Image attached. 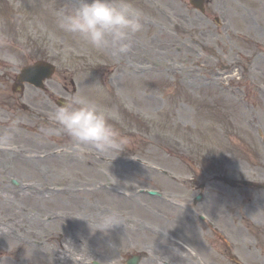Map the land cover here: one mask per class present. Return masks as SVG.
<instances>
[{"label": "rangeland", "instance_id": "1", "mask_svg": "<svg viewBox=\"0 0 264 264\" xmlns=\"http://www.w3.org/2000/svg\"><path fill=\"white\" fill-rule=\"evenodd\" d=\"M77 2L0 0V116L21 121L0 146V264H264V189L241 183L264 184V0H130L143 30L120 56L58 27ZM39 59L46 88L14 92ZM77 92L117 114L115 159L41 131Z\"/></svg>", "mask_w": 264, "mask_h": 264}, {"label": "clouds", "instance_id": "2", "mask_svg": "<svg viewBox=\"0 0 264 264\" xmlns=\"http://www.w3.org/2000/svg\"><path fill=\"white\" fill-rule=\"evenodd\" d=\"M142 14L133 8L130 0H78L72 9L58 12V27L65 33L82 39L96 50L111 49L113 55L127 54L130 38L142 32ZM7 62L15 67L16 59L8 56ZM117 114L105 109L88 96L77 92L49 115L53 127L42 128L45 136L66 135L78 150L91 149L95 153L113 159L125 151L127 140L110 121ZM21 121L7 118V128L0 134V146L15 148V135ZM127 193H125L126 195ZM121 224L115 213L103 215L92 230L107 232Z\"/></svg>", "mask_w": 264, "mask_h": 264}, {"label": "water", "instance_id": "3", "mask_svg": "<svg viewBox=\"0 0 264 264\" xmlns=\"http://www.w3.org/2000/svg\"><path fill=\"white\" fill-rule=\"evenodd\" d=\"M192 2L197 4V2L202 3L203 0H192ZM53 71L54 67L51 64L47 62H37L32 66L29 65L28 67L23 68L19 78L21 81H28L37 86H41L43 80L48 78Z\"/></svg>", "mask_w": 264, "mask_h": 264}, {"label": "bare ground", "instance_id": "4", "mask_svg": "<svg viewBox=\"0 0 264 264\" xmlns=\"http://www.w3.org/2000/svg\"><path fill=\"white\" fill-rule=\"evenodd\" d=\"M26 107V106H25ZM13 231H11L10 233H11V235L14 233H12ZM18 234H19V232H17V234H16V231H15V234H13L14 236H18Z\"/></svg>", "mask_w": 264, "mask_h": 264}, {"label": "flooded vegetation", "instance_id": "5", "mask_svg": "<svg viewBox=\"0 0 264 264\" xmlns=\"http://www.w3.org/2000/svg\"><path fill=\"white\" fill-rule=\"evenodd\" d=\"M2 83H4V82H2Z\"/></svg>", "mask_w": 264, "mask_h": 264}]
</instances>
